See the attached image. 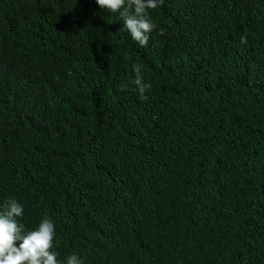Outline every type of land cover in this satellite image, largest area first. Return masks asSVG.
I'll list each match as a JSON object with an SVG mask.
<instances>
[{
  "label": "trees",
  "instance_id": "1",
  "mask_svg": "<svg viewBox=\"0 0 264 264\" xmlns=\"http://www.w3.org/2000/svg\"><path fill=\"white\" fill-rule=\"evenodd\" d=\"M149 15L141 47L96 0H0V206L60 264H264V0Z\"/></svg>",
  "mask_w": 264,
  "mask_h": 264
},
{
  "label": "clouds",
  "instance_id": "2",
  "mask_svg": "<svg viewBox=\"0 0 264 264\" xmlns=\"http://www.w3.org/2000/svg\"><path fill=\"white\" fill-rule=\"evenodd\" d=\"M96 3L102 12L119 13L123 21L121 30L127 31L141 47H147L151 32L157 28L149 11L162 6L164 0H96ZM159 34L164 35L163 30ZM241 43H247L246 37H241ZM142 67L132 65L133 83L139 99L144 101L148 99L145 93L150 91L151 85L144 83ZM125 87L122 85L120 90L124 91ZM0 207V264H60L58 253L53 250L55 224L50 217L45 214L34 230L25 231L18 219L24 215L23 204L9 198ZM65 264H84V260L72 253L66 257Z\"/></svg>",
  "mask_w": 264,
  "mask_h": 264
}]
</instances>
